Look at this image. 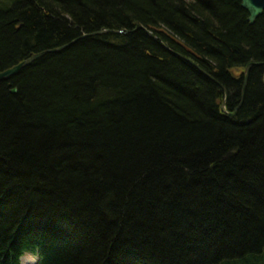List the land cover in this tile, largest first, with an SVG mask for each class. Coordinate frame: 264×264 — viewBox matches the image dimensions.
<instances>
[{"label":"trees","instance_id":"1","mask_svg":"<svg viewBox=\"0 0 264 264\" xmlns=\"http://www.w3.org/2000/svg\"><path fill=\"white\" fill-rule=\"evenodd\" d=\"M61 47L0 81V264H264V13L0 0V72Z\"/></svg>","mask_w":264,"mask_h":264},{"label":"water","instance_id":"2","mask_svg":"<svg viewBox=\"0 0 264 264\" xmlns=\"http://www.w3.org/2000/svg\"><path fill=\"white\" fill-rule=\"evenodd\" d=\"M240 2V6L241 8L247 12L248 14V22L250 25H253L256 20L262 16V14L264 13V0H239ZM138 29H140V27H138ZM106 31L103 30L99 33H95L94 35H100L105 33ZM114 33V32H113ZM149 36L153 37L150 33H147ZM154 38V37H153ZM65 47H61L59 49H55V50H50V51H44L42 53L36 54V55H32L29 59H26L25 61L19 63L18 65L7 69L5 71L0 72V81L2 80H9L10 78L14 77L15 75H17L23 68L29 66L33 61H35L38 58H41L43 56H45L46 54L49 53H54V52H58L61 51L62 49H64ZM191 63V62H190ZM192 64V63H191ZM194 65V64H193ZM253 66V64H249L246 68H245V82H244V86L246 84L247 81V77H248V72L249 69ZM196 68L198 70H200V72L204 75H206L200 68H198L196 66ZM207 76V75H206ZM209 79L213 80L212 78H210L209 76H207ZM244 91V89H243ZM11 94H15L16 93V89H12L10 91ZM243 94V92H242ZM224 107V105H223ZM230 116H234V114L230 115Z\"/></svg>","mask_w":264,"mask_h":264},{"label":"rangeland","instance_id":"3","mask_svg":"<svg viewBox=\"0 0 264 264\" xmlns=\"http://www.w3.org/2000/svg\"><path fill=\"white\" fill-rule=\"evenodd\" d=\"M35 262H36V258L30 255H27L22 259V264H35Z\"/></svg>","mask_w":264,"mask_h":264}]
</instances>
